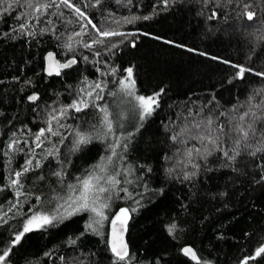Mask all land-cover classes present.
Masks as SVG:
<instances>
[{"label":"trees","instance_id":"obj_1","mask_svg":"<svg viewBox=\"0 0 264 264\" xmlns=\"http://www.w3.org/2000/svg\"><path fill=\"white\" fill-rule=\"evenodd\" d=\"M0 264H264V0H0Z\"/></svg>","mask_w":264,"mask_h":264},{"label":"water","instance_id":"obj_2","mask_svg":"<svg viewBox=\"0 0 264 264\" xmlns=\"http://www.w3.org/2000/svg\"><path fill=\"white\" fill-rule=\"evenodd\" d=\"M76 64L75 59H69L60 62L55 53L50 52L45 56L44 74L51 77L60 76L61 72L70 69ZM37 100V95H31L28 98L30 103ZM131 220L130 212L127 208L118 209L110 218L108 224V247L113 257L124 260L129 256V245L127 243V232ZM183 255L192 262H197L196 252L190 246L182 249Z\"/></svg>","mask_w":264,"mask_h":264},{"label":"rangeland","instance_id":"obj_3","mask_svg":"<svg viewBox=\"0 0 264 264\" xmlns=\"http://www.w3.org/2000/svg\"><path fill=\"white\" fill-rule=\"evenodd\" d=\"M79 106V104H78ZM97 210L99 211V222H101L104 218V216H108V213L110 211V207L109 206V203L107 202H99L97 203ZM44 222V219L43 218H33L31 220H29L26 225H25V229L26 230H31V229H36V228H39L42 226Z\"/></svg>","mask_w":264,"mask_h":264}]
</instances>
